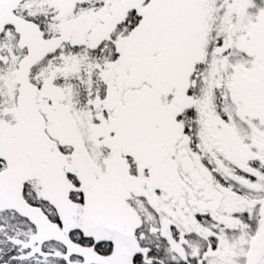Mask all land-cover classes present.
<instances>
[{
  "label": "flooded vegetation",
  "instance_id": "obj_1",
  "mask_svg": "<svg viewBox=\"0 0 264 264\" xmlns=\"http://www.w3.org/2000/svg\"><path fill=\"white\" fill-rule=\"evenodd\" d=\"M23 1L17 12H26L28 20L26 15L25 20L43 32L40 33L43 41H37V48L45 55L50 44L47 40L55 36L52 43L57 44L63 33L56 32V25L45 30L35 16L43 11L35 12L29 0ZM66 1L69 0H59L55 6L61 10L69 4L73 12L85 7L77 0L63 5ZM201 1L151 0L153 25L144 39L152 43L154 51L151 61L156 75L153 73L147 97L152 107V123L136 120V124L151 128V145L157 155L151 152L144 155L148 159L153 156L155 162L150 165L148 184L152 192L161 194L165 200L163 212L160 207L155 209V204L152 206V230L144 228L143 221L136 230L139 252L135 254V264H264V0H247L248 5L241 8L240 28L235 7L227 16L224 5H206ZM4 3H0V11L7 5ZM118 3L120 7L122 2ZM140 8H127L124 12L128 17L117 24L110 21L108 29L119 28L122 34L131 31ZM237 10L240 12V8ZM91 13L90 25L84 27L74 17L65 24L64 34L69 27L78 29L80 35L86 33L95 22L96 12ZM235 17V21H224ZM76 36L74 41H67L60 58L57 50L56 62L44 60L37 66L47 70L58 65L55 74L59 71L63 76L58 79L61 88L80 89L87 107L89 104L91 108L97 107L96 121L109 123L111 118L106 116L113 103L108 101L105 73L93 72L103 60L106 62L102 70L106 68L107 75L113 73L114 63L118 62L111 45L115 40L105 41L95 50H90L88 44L78 50L73 47L79 39ZM14 37L7 31L0 37L3 51L0 62L5 66L10 63L13 69L5 70H12L13 74L20 64L22 72L29 71L35 66L30 67L31 48ZM238 42L246 45V53L240 55ZM176 46H181L184 52L181 82L166 66ZM79 58L81 62L75 63ZM238 58L246 60L244 72L237 73L233 68ZM220 60L234 63L227 69V64L220 65ZM161 66L166 68L164 77ZM84 79L88 80L86 85L81 82ZM165 158L167 165L159 164Z\"/></svg>",
  "mask_w": 264,
  "mask_h": 264
},
{
  "label": "rangeland",
  "instance_id": "obj_2",
  "mask_svg": "<svg viewBox=\"0 0 264 264\" xmlns=\"http://www.w3.org/2000/svg\"><path fill=\"white\" fill-rule=\"evenodd\" d=\"M5 1L0 0V3ZM29 1L35 9L33 11H43L41 15L35 13V16L45 30L48 26L56 25V32H62L63 38L53 44L56 38L50 37L47 40L50 42L47 54L42 55L41 49L37 48V41H43L40 34L43 32L26 21V12H17L23 7L24 1L4 3L7 7H1V39L6 31L12 37L19 38L22 45L31 48L30 67L35 65L29 70V76L27 69L21 71L23 64L13 74L12 70H5L7 67L12 68L9 67L10 63L5 66L0 62V160L5 166L0 170V178L6 174L8 183L7 192L0 193V211H16L36 226L35 234L30 230L22 231L12 240L19 252L11 258V264H135L134 257L139 252L136 230L142 221L144 228L152 230V206L155 204V209L160 207L163 212L162 201L165 200L161 194L152 192L148 184L151 182L150 165L155 162L152 161L153 156L148 159L144 155L148 152L157 155L151 145V128L136 124L140 120L145 124L152 123V107L147 97L155 73L151 61L154 51L152 43L144 39L153 25L151 0H77L85 7L75 13L68 8L67 2L70 0L64 2L63 5H67L61 10L55 6L59 0ZM119 1L122 5L117 7ZM201 3L224 5L223 11L226 10L227 16L235 7L238 20L235 17L224 21L236 20L239 28L240 15H243L241 8L248 5L247 0H202ZM89 5L92 7L88 8ZM136 7H141V12L134 17L136 22L132 24L134 28L131 31L122 34L123 30L119 28L112 31L108 29L110 21L115 24L122 22L128 17L124 11ZM33 11L30 14L33 15ZM91 12H96L95 22L86 33L80 35L78 29L69 27L70 32L64 34L65 24L74 17L82 26L90 25ZM120 16L122 19H119ZM137 25L139 28H136ZM75 36L79 39L73 47L78 50L87 46L85 44L90 50H95L103 42L115 40L111 45L118 62L114 63L113 73L107 75L106 68L102 70L106 62L103 60L95 65L93 72L105 73L103 81L106 87L109 86L108 101L113 103L106 116L111 118L109 123L105 120L96 121L97 107L95 104L93 107L96 108H91V104L87 107L83 102L84 97L81 98L85 94L80 95V89L72 86L61 88L58 79L63 76H60L59 71L55 74L58 65L56 69L53 67L48 71L37 66L43 64L44 60L56 62L57 52L60 58L67 41H74ZM242 46L238 42L240 55L247 52L246 45ZM227 48L228 45H225L224 49ZM234 48L237 49L235 45ZM174 49V56L166 66L181 82L184 52L181 46ZM1 54L2 47L0 58ZM105 57L106 53L102 59ZM77 61L81 62V59H76L75 63ZM245 61L241 58L234 60L235 72L246 70ZM225 63L227 69L233 64L228 60H220V65ZM16 65L17 62H14L13 67ZM164 67H160L162 77L166 75ZM107 69L109 71V67ZM87 81L84 79L81 82ZM179 85L182 88L181 83ZM159 164L167 165L166 158ZM73 183L77 187L74 188ZM25 184H30L33 191L37 194L40 192L41 198L56 208L60 226L51 224L40 211L26 205L22 197ZM72 193L79 202L70 199ZM75 230L94 244L110 243V254L100 256L92 248L73 245L68 235ZM62 247L65 254L61 251Z\"/></svg>",
  "mask_w": 264,
  "mask_h": 264
},
{
  "label": "trees",
  "instance_id": "obj_3",
  "mask_svg": "<svg viewBox=\"0 0 264 264\" xmlns=\"http://www.w3.org/2000/svg\"><path fill=\"white\" fill-rule=\"evenodd\" d=\"M4 168V163L0 160V170ZM73 186L74 188L77 187L75 183H73ZM38 194L32 190L30 184H25L22 197L26 205L40 211L51 224L60 226L59 214L56 208L47 200L41 198L40 192ZM70 199L73 202H79L74 193L70 195ZM28 230L32 234L36 233V226L28 218L13 210L0 211V264H11V258L17 256L19 252V248L13 245L12 240L17 238L22 231ZM68 238L73 245L81 248H92L100 256L109 255L112 249L108 244H94L91 239L85 238L77 230L69 233ZM61 251L64 253L63 247Z\"/></svg>",
  "mask_w": 264,
  "mask_h": 264
},
{
  "label": "water",
  "instance_id": "obj_4",
  "mask_svg": "<svg viewBox=\"0 0 264 264\" xmlns=\"http://www.w3.org/2000/svg\"><path fill=\"white\" fill-rule=\"evenodd\" d=\"M0 193L7 192L8 183H7V175L5 174L3 177L0 178Z\"/></svg>",
  "mask_w": 264,
  "mask_h": 264
}]
</instances>
